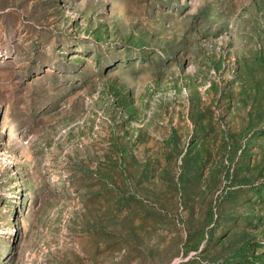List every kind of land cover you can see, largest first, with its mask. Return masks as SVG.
<instances>
[{"label": "rangeland", "instance_id": "rangeland-1", "mask_svg": "<svg viewBox=\"0 0 264 264\" xmlns=\"http://www.w3.org/2000/svg\"><path fill=\"white\" fill-rule=\"evenodd\" d=\"M0 264H264V0H0Z\"/></svg>", "mask_w": 264, "mask_h": 264}]
</instances>
